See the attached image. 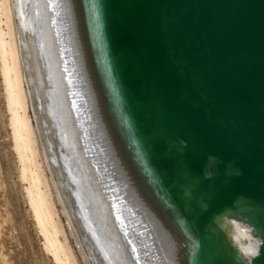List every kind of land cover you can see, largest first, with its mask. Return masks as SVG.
Listing matches in <instances>:
<instances>
[{"label":"water","instance_id":"95a60500","mask_svg":"<svg viewBox=\"0 0 264 264\" xmlns=\"http://www.w3.org/2000/svg\"><path fill=\"white\" fill-rule=\"evenodd\" d=\"M61 6L131 264H264V0Z\"/></svg>","mask_w":264,"mask_h":264},{"label":"bare ground","instance_id":"6f19581e","mask_svg":"<svg viewBox=\"0 0 264 264\" xmlns=\"http://www.w3.org/2000/svg\"><path fill=\"white\" fill-rule=\"evenodd\" d=\"M62 2L0 0V76L20 178L27 182L33 218L56 264L80 263L68 228L86 264H131L109 188L96 169L87 173L86 142L91 138L84 136L78 115L84 93L70 55L73 48L65 47L63 35L55 30L54 20L64 16ZM31 107L34 116L29 114ZM76 126L87 140L82 142ZM128 246L133 249L137 244ZM242 249L247 252L251 247Z\"/></svg>","mask_w":264,"mask_h":264},{"label":"rangeland","instance_id":"374dc122","mask_svg":"<svg viewBox=\"0 0 264 264\" xmlns=\"http://www.w3.org/2000/svg\"><path fill=\"white\" fill-rule=\"evenodd\" d=\"M33 107L29 110L32 116ZM8 120L0 76V264H56L52 255L44 248L42 235L33 218L26 195L27 182L20 178V162L15 154ZM53 192L56 199L54 189ZM56 204L65 223L66 218L57 199ZM69 232L68 228L67 234L71 245L76 249L74 251L77 253L79 264H86L76 246L74 236Z\"/></svg>","mask_w":264,"mask_h":264}]
</instances>
